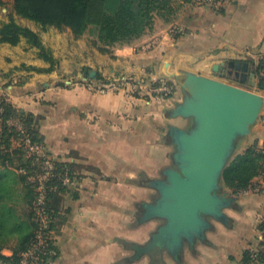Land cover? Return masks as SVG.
<instances>
[{
    "label": "crops",
    "instance_id": "obj_1",
    "mask_svg": "<svg viewBox=\"0 0 264 264\" xmlns=\"http://www.w3.org/2000/svg\"><path fill=\"white\" fill-rule=\"evenodd\" d=\"M177 7L172 19L157 16L141 38L110 52L89 33L75 37L68 29L70 45L67 32L31 27L55 64L26 39L0 45L1 93L18 110L40 117L49 159L70 163L78 176L60 203L52 234L57 254L46 264H239L245 249L264 240L262 174L226 209L229 223L218 222L214 234L209 230L205 240L185 244L180 256L151 243L164 220L146 219L144 205L158 196L152 181L175 166L168 125L192 124L191 118L169 116L185 93L183 72L216 78L242 72L232 61L249 62L251 71L264 54V0H179ZM91 70L96 77L86 76ZM124 75L139 86L89 87ZM62 76L71 79L62 82ZM0 169L21 174L1 160ZM12 199L15 213L26 219ZM15 246L5 242L0 253L10 256Z\"/></svg>",
    "mask_w": 264,
    "mask_h": 264
},
{
    "label": "trees",
    "instance_id": "obj_2",
    "mask_svg": "<svg viewBox=\"0 0 264 264\" xmlns=\"http://www.w3.org/2000/svg\"><path fill=\"white\" fill-rule=\"evenodd\" d=\"M19 16L35 21L42 26L69 27L76 37L85 33L95 35L100 48L110 52L116 45H126L141 38L153 26L157 16L166 20L177 13L179 0H14ZM193 2L195 0H182ZM22 39L40 49L41 56L52 64L55 60L51 51L43 45L37 31L18 23L12 16L0 23V44H18ZM252 61L256 62V59ZM256 87L264 90V54L257 60ZM17 122L25 128V134L32 142L43 143L38 124L40 117L18 110L0 91V160L6 166L16 167L21 171L18 176L11 169H0V250L11 236L19 241L12 255L0 253V259L17 263L21 253L30 245L37 225L34 221V204L38 197V181L30 178L44 172V159L30 154L21 140L22 133ZM16 145V146H14ZM18 149V150H17ZM47 157L49 158L47 152ZM14 161V162H13ZM17 163L19 165H12ZM53 169L46 180V209L50 215V229L55 230L60 219V203L70 186L64 183L68 172L71 177H78L70 163L52 159ZM264 174V147L249 146L232 158L224 168L223 184L235 193H241L254 187L256 177ZM23 181L28 188L27 202L29 213L21 219L10 205L9 199L15 194L17 181ZM264 230V221L260 224ZM54 242V241H53ZM55 246V244H54ZM158 244L154 245V248ZM239 264H264V240L257 248L244 250Z\"/></svg>",
    "mask_w": 264,
    "mask_h": 264
},
{
    "label": "water",
    "instance_id": "obj_3",
    "mask_svg": "<svg viewBox=\"0 0 264 264\" xmlns=\"http://www.w3.org/2000/svg\"><path fill=\"white\" fill-rule=\"evenodd\" d=\"M234 64L243 72L242 81L249 77V83L257 84L256 69L249 71V62ZM87 75L94 78L97 72ZM181 86L183 99L169 116L191 118L192 124L168 125L175 166L163 171L164 178L152 181L158 196L144 205L146 219L164 220L151 243L174 256H180L186 243L205 240L213 219L229 223L226 209L235 207L237 194L223 185L222 174L238 139L250 134L264 107L263 94L191 70L183 72Z\"/></svg>",
    "mask_w": 264,
    "mask_h": 264
},
{
    "label": "built area",
    "instance_id": "obj_4",
    "mask_svg": "<svg viewBox=\"0 0 264 264\" xmlns=\"http://www.w3.org/2000/svg\"><path fill=\"white\" fill-rule=\"evenodd\" d=\"M211 4H220L225 0H206ZM139 86L136 79L132 76H121L119 78L110 79L108 82H102L99 85L89 84L90 88L103 91L104 89L121 90L126 88H135ZM18 129L22 133V141L30 154H36L38 158L44 159V172L31 177L32 181H38L37 190L38 197L34 204V221L37 225L35 235L30 245L21 253L20 260L17 263H10L0 259V264H46L51 258L57 254L56 245L54 246L53 232L50 229V215L46 209L45 185L44 180L48 178L53 169V162L46 155V150L42 144L32 142L30 137L25 134V128L19 122L16 123ZM73 178L67 172L64 177V183L70 186Z\"/></svg>",
    "mask_w": 264,
    "mask_h": 264
},
{
    "label": "rangeland",
    "instance_id": "obj_5",
    "mask_svg": "<svg viewBox=\"0 0 264 264\" xmlns=\"http://www.w3.org/2000/svg\"><path fill=\"white\" fill-rule=\"evenodd\" d=\"M12 16L15 18V20L18 23L25 25V26L34 27L36 29H44V30L48 29V28L50 29L51 27H53L55 30L59 31L62 34H65L67 32V34H69L67 37V41L70 43V45H72L73 41L71 40V38L69 36L72 37V35L74 33L71 34V32L68 30V29H70L69 27L42 26L41 24H38L33 20L19 16L15 10V1L14 0H0V23L3 21H8ZM46 32H49V31H46ZM52 34H50V36H52ZM74 36H75V34H74ZM78 37H80V36H78ZM74 45H78V44L74 43ZM66 53H68V51ZM64 65H65L64 62H62L61 67L59 66V68H62V71L65 70L66 66H64ZM256 66H257V64H256ZM228 75H229V73L226 71L223 73V75H220L217 78L222 79V80L227 81V82H230L232 84L244 87V88H248L252 91H256V92H259V93L264 95V90H260L256 87V85L249 83L248 79L245 81H241L235 77L228 76ZM70 79H71V77H68V76H62L60 78V80L62 82H64V80H70ZM256 81H257V75H256ZM14 146H16V145H14ZM249 146H254L256 148L264 147V107L262 108L260 115H259L258 119L256 120V122L251 126L250 134L238 139V145H237L236 150L234 151L233 155L231 156L230 160L232 158H234L239 152L244 151ZM13 162H12V165H14V166L19 165L18 162L14 163V164H13ZM17 187H16L17 189L15 191V194L12 196L13 199L11 201L15 206H17L16 207L17 211L21 214V216H25L26 214H28L27 212L29 210V203L27 202L28 188L25 186L23 181H20V183L17 185ZM230 190L233 191L232 189H230ZM235 194H237V193H235ZM212 222H213V227L210 230H213V231H210V233L214 234V232L217 229L215 224H218L219 221H216L213 219ZM17 239H18L17 237L11 236L7 239L6 242L9 243V245H16ZM199 241H203V240H199ZM186 244H188V243H186ZM257 247H253V248H257Z\"/></svg>",
    "mask_w": 264,
    "mask_h": 264
},
{
    "label": "flooded vegetation",
    "instance_id": "obj_6",
    "mask_svg": "<svg viewBox=\"0 0 264 264\" xmlns=\"http://www.w3.org/2000/svg\"><path fill=\"white\" fill-rule=\"evenodd\" d=\"M239 70H240V69H239ZM241 71H242V70H241ZM235 72H236V73L234 74L233 71H232V75H231V74H230V75H231L232 77H235V78H237L238 80H241V81H242V78H243L242 73H243V72H240V71H239V72H238V71H235ZM228 73H229V71H228ZM247 79H248V77H247Z\"/></svg>",
    "mask_w": 264,
    "mask_h": 264
}]
</instances>
